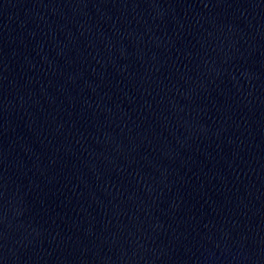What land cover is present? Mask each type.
Returning a JSON list of instances; mask_svg holds the SVG:
<instances>
[{
  "label": "water",
  "instance_id": "95a60500",
  "mask_svg": "<svg viewBox=\"0 0 264 264\" xmlns=\"http://www.w3.org/2000/svg\"><path fill=\"white\" fill-rule=\"evenodd\" d=\"M0 264H264V0H0Z\"/></svg>",
  "mask_w": 264,
  "mask_h": 264
}]
</instances>
